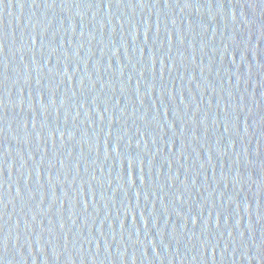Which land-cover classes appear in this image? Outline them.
Wrapping results in <instances>:
<instances>
[{
	"label": "water",
	"instance_id": "1",
	"mask_svg": "<svg viewBox=\"0 0 264 264\" xmlns=\"http://www.w3.org/2000/svg\"><path fill=\"white\" fill-rule=\"evenodd\" d=\"M264 0H0V264H98L182 112Z\"/></svg>",
	"mask_w": 264,
	"mask_h": 264
}]
</instances>
